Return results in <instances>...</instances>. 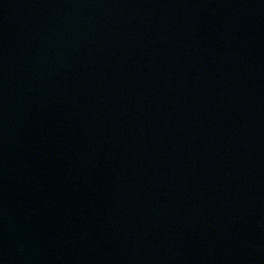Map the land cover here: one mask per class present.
I'll return each mask as SVG.
<instances>
[{"label":"water","instance_id":"95a60500","mask_svg":"<svg viewBox=\"0 0 264 264\" xmlns=\"http://www.w3.org/2000/svg\"><path fill=\"white\" fill-rule=\"evenodd\" d=\"M0 264H264V0H0Z\"/></svg>","mask_w":264,"mask_h":264}]
</instances>
